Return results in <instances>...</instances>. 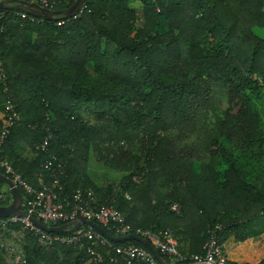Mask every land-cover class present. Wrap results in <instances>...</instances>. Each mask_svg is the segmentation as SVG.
Masks as SVG:
<instances>
[{
  "label": "trees",
  "instance_id": "16d2710c",
  "mask_svg": "<svg viewBox=\"0 0 264 264\" xmlns=\"http://www.w3.org/2000/svg\"><path fill=\"white\" fill-rule=\"evenodd\" d=\"M56 1L54 20L34 7H22L27 15L20 17L15 0L0 8V135L8 101L19 116L1 157L36 188L53 184L56 174L61 196L91 190L132 227L164 237L168 230L185 256L176 264L202 254L209 228L220 226L225 253L253 235L264 224V37L257 30L264 28V0H83L72 16L75 0ZM222 94L238 96L244 109L214 130L201 129L204 111ZM90 105L98 127L82 119ZM104 133L143 155L132 171L139 184L132 173L118 191L94 184L89 148ZM26 150L29 158L20 155ZM49 159L55 172L42 166ZM175 202L179 212L169 209ZM110 241L148 249L137 240ZM25 242V264H93L85 250L59 242L44 247L30 231ZM0 264H7L2 254Z\"/></svg>",
  "mask_w": 264,
  "mask_h": 264
},
{
  "label": "built area",
  "instance_id": "2783aa9c",
  "mask_svg": "<svg viewBox=\"0 0 264 264\" xmlns=\"http://www.w3.org/2000/svg\"><path fill=\"white\" fill-rule=\"evenodd\" d=\"M6 3L7 0H0ZM17 5L21 6L20 17L25 18L27 13L25 8H41L48 11L54 10L59 1L56 0H15ZM81 10V9H80ZM79 10V11H80ZM78 11V13H79ZM61 22H57L60 24ZM1 77L5 79V74L1 70ZM7 113V124L0 135V168L14 182L15 186L21 188L24 192L22 197V209L44 224L49 225L51 222H71L73 220L84 218L86 220L97 221L107 228L114 229L119 236L135 235L147 240L155 250L165 254L170 261L167 264H176L184 261L185 256L181 255L177 249V241L168 232L164 237L160 233L153 232L140 227H132L126 222L124 214L108 204H98L91 190H75L72 197L61 196L63 185L56 174L53 177V184L41 183L39 188L30 184L23 175L18 172L13 165L5 158L1 157L2 143L8 135V128L12 127L18 119V114L9 101L5 107ZM47 139L40 145L45 150ZM54 158V157H52ZM54 160V159H52ZM42 166L46 170L55 172L56 169L51 167V160H45ZM136 181V180H135ZM118 191L119 188L115 187ZM126 198L130 195L125 193ZM11 193L9 189L3 191L0 189V205H8L11 202ZM171 210L179 212L180 205L175 203L171 205ZM20 223L18 229H11V224ZM0 228L8 230L13 236H17L15 231L21 233L17 243L2 240V251L4 260L7 264H25L26 252L24 245L28 231L33 232L37 241L44 247H50L54 242L73 246L85 250L93 264H160L152 253L145 247L128 243L126 245H115L113 242L104 237L93 227H76L72 232L65 235L52 236L34 225L26 216H7L0 217ZM220 226L209 228L207 231L208 239L203 244L202 254H192L187 262L182 264H244L228 258L219 242L218 231ZM11 239V236H9ZM99 246L106 248L105 252L98 249ZM255 264V263H252Z\"/></svg>",
  "mask_w": 264,
  "mask_h": 264
},
{
  "label": "rangeland",
  "instance_id": "374dc122",
  "mask_svg": "<svg viewBox=\"0 0 264 264\" xmlns=\"http://www.w3.org/2000/svg\"><path fill=\"white\" fill-rule=\"evenodd\" d=\"M257 30L258 33L264 37V28ZM88 71L92 74V67H89ZM215 106L212 110L204 111L201 129H207L208 131L214 130L218 127V124L223 118L236 119L238 113L244 109L238 96L226 94H222L219 97L218 104L216 107ZM261 111L264 117V110ZM82 119L89 126L98 127L101 125V122L96 119V113L94 111V106L92 105L84 107L82 111ZM159 132L160 131H158V133ZM145 134L144 143L147 144L148 140L151 138L152 132L146 130ZM107 147H111L116 151L119 155V161L112 158V154L108 153L106 150ZM143 161L144 157L142 154L128 151L126 145L122 141L107 137V133H104L100 139H94L91 141L88 154V172L94 184L100 187H117L124 184L131 173L133 174L131 177L132 182L137 185L141 182V176L132 171L134 169L136 170L135 164L141 166L143 165ZM1 190L7 191L8 186L3 184ZM175 203L169 205L170 210L171 205ZM254 232L255 233L250 236L253 240V248L248 249V257L239 262L256 264V261L264 259V224L260 223L258 226H255ZM15 233H17V236H13L8 230L0 228V252L3 256L4 252L2 251L1 244L4 243V241L2 240H8L7 242L14 241L17 243L18 238L20 239L21 237V233L18 231H15ZM169 234L174 237L172 233ZM9 236H11V239Z\"/></svg>",
  "mask_w": 264,
  "mask_h": 264
},
{
  "label": "water",
  "instance_id": "95a60500",
  "mask_svg": "<svg viewBox=\"0 0 264 264\" xmlns=\"http://www.w3.org/2000/svg\"><path fill=\"white\" fill-rule=\"evenodd\" d=\"M83 0H75L72 4V6L69 9V16H72L82 5ZM6 6V3L3 1H0V8H4ZM39 10L42 11L43 14L49 19V20H54L56 19V13L51 12L45 9L39 8ZM0 181L3 182L8 186V189L11 193V202L8 205H0V217H7L11 215L15 216H23V217H28L30 221L40 227L41 229L47 231V232H71L73 231L77 226L82 225V224H89L93 226L98 232H100L103 236L109 238L112 241L115 242H124L128 240H137L141 242L142 244L146 245L148 249L152 252V254L162 263V264H167L166 261L160 256V254L155 250V248L145 239L135 236V235H126V236H112L109 233L105 231L103 227H101L99 224L91 221V220H86L84 218H79L76 220H73L71 222L59 225V226H51V225H46L39 221L38 219L29 216L23 209H22V195L19 191V189L15 186L14 182L8 177L5 176L4 174L0 173Z\"/></svg>",
  "mask_w": 264,
  "mask_h": 264
},
{
  "label": "crops",
  "instance_id": "0c3cea01",
  "mask_svg": "<svg viewBox=\"0 0 264 264\" xmlns=\"http://www.w3.org/2000/svg\"><path fill=\"white\" fill-rule=\"evenodd\" d=\"M22 157L24 158H29L30 154L29 151H23L20 154ZM252 238L248 237L246 240L244 241H239L238 244L236 246H234L231 250H229L226 255L228 256V258H230L231 260L234 261H240L246 257H248V249L253 248V242H252ZM255 262V261H254Z\"/></svg>",
  "mask_w": 264,
  "mask_h": 264
}]
</instances>
